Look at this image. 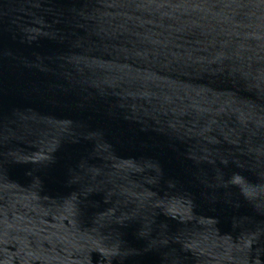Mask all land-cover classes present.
Returning <instances> with one entry per match:
<instances>
[{
	"label": "water",
	"instance_id": "95a60500",
	"mask_svg": "<svg viewBox=\"0 0 264 264\" xmlns=\"http://www.w3.org/2000/svg\"><path fill=\"white\" fill-rule=\"evenodd\" d=\"M0 264H264V0H0Z\"/></svg>",
	"mask_w": 264,
	"mask_h": 264
}]
</instances>
